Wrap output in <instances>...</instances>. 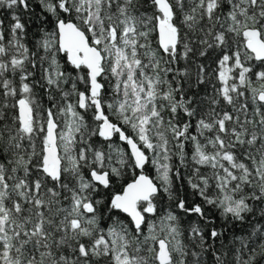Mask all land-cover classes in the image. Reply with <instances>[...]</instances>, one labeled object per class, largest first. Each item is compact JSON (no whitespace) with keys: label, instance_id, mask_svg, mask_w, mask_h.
<instances>
[{"label":"snow or ice","instance_id":"1","mask_svg":"<svg viewBox=\"0 0 264 264\" xmlns=\"http://www.w3.org/2000/svg\"><path fill=\"white\" fill-rule=\"evenodd\" d=\"M0 264H264V0H0Z\"/></svg>","mask_w":264,"mask_h":264}]
</instances>
